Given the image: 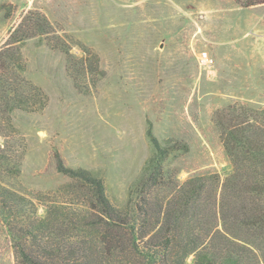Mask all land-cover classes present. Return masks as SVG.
Segmentation results:
<instances>
[{"label":"rangeland","instance_id":"rangeland-1","mask_svg":"<svg viewBox=\"0 0 264 264\" xmlns=\"http://www.w3.org/2000/svg\"><path fill=\"white\" fill-rule=\"evenodd\" d=\"M30 13L44 15L52 29L21 44L26 72L16 73L44 102L38 98L34 112L12 113L13 128L0 116V147L8 156L0 183L35 206L34 214L15 217V233L23 236L50 212L44 232L53 234L51 245L63 237L92 241L93 263L109 264L100 253L105 231L91 226L97 220L89 192L59 172V158L66 168L102 179L111 204L131 220H139L134 208L143 203L141 185L156 177L147 194L150 229L160 206L191 179L207 178L208 207L197 213L211 212L234 170L215 114L230 107L264 110V3L0 0V52ZM242 205L237 199L236 207ZM233 233L253 249L243 264H264V237ZM0 264H18L1 215Z\"/></svg>","mask_w":264,"mask_h":264},{"label":"trees","instance_id":"trees-1","mask_svg":"<svg viewBox=\"0 0 264 264\" xmlns=\"http://www.w3.org/2000/svg\"><path fill=\"white\" fill-rule=\"evenodd\" d=\"M237 2L249 8L264 3V0ZM36 26L37 33L31 32ZM50 29L52 26L44 15L30 13L10 33L7 44L0 52V116L9 127L12 126V113L16 110L34 112L38 108L36 100L40 98L44 102L42 92L26 84V80L16 73L18 70L26 72L21 44L34 34L42 36ZM16 64H19L18 68ZM11 74L16 76L14 81L10 79ZM24 87H29V92ZM215 123L234 170L222 184L219 198L214 197V208L211 212L197 213L206 206L208 180H188L160 206L157 225L152 229L146 223L150 216L146 206L151 204L147 194L158 184L156 177H149L141 185L139 193L144 195L143 203L134 208L139 220H142L139 222L130 219L131 213L123 214L111 204L102 179L85 169L66 168L59 158V172L89 192V212L97 220L91 226H99L105 231L100 253L106 256V262L128 264L121 261L128 257L133 259L130 264H189V257H193L192 264L245 262L247 253L253 249L239 235H235L233 229L247 231L253 237H264V110L230 107L215 114ZM148 136L157 152L162 154L151 130ZM7 158L0 147V165ZM212 179H218V176ZM246 195L251 196V202H247ZM237 199L243 203L239 209L236 207ZM34 207L32 201L0 183V215L14 237L18 264H94L87 254V245L92 246V241L78 242L69 237H55L57 242L51 245L53 234L44 232L50 212L45 219H34L27 231H21L23 236L15 233V217L34 214ZM35 228L41 232L40 235Z\"/></svg>","mask_w":264,"mask_h":264}]
</instances>
